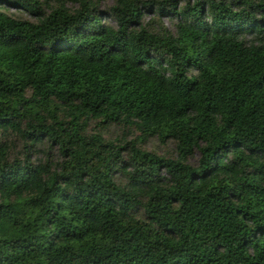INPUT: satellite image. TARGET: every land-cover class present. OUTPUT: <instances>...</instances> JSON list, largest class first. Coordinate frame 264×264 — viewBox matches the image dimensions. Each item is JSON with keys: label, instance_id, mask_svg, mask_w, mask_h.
Segmentation results:
<instances>
[{"label": "trees", "instance_id": "16d2710c", "mask_svg": "<svg viewBox=\"0 0 264 264\" xmlns=\"http://www.w3.org/2000/svg\"><path fill=\"white\" fill-rule=\"evenodd\" d=\"M97 1L0 0V264H264V0ZM89 120L138 133L109 157ZM45 142L61 174L30 162ZM128 169L139 194L117 190Z\"/></svg>", "mask_w": 264, "mask_h": 264}, {"label": "rangeland", "instance_id": "374dc122", "mask_svg": "<svg viewBox=\"0 0 264 264\" xmlns=\"http://www.w3.org/2000/svg\"><path fill=\"white\" fill-rule=\"evenodd\" d=\"M45 1L50 2V5H53L54 2H56V0H38V6L42 9L45 8L43 6ZM183 1L185 0H182L179 3H183ZM237 1L238 0H236V2ZM242 1H245V0H242ZM252 1L255 2L256 0H252ZM111 3H112L111 0H98L96 2V9L97 11H104L105 9H107V7ZM64 6L67 7L69 10H72L73 7L76 6V4L71 3L69 1H64ZM1 8L4 9V11L13 18L26 19V20L33 19L32 15L29 14L27 11L21 9L20 7L11 5L9 3L2 4ZM263 14H264V8H262L261 11L256 12L255 17L259 18L260 16H264ZM100 20L102 22L113 24V20L108 17H101ZM139 22H141L143 25H148L152 29L163 27L167 32L171 34L175 33V18L172 17L171 15L158 16L152 12H142L139 18ZM243 38L245 40H250L251 34L245 33L243 35ZM192 71L193 69H189L187 74L191 73ZM97 131L102 134V137L104 139L112 140L113 138H115L118 143L122 140L131 139L138 133L133 127H122L120 125H114L112 123L107 126H102L100 124H97L94 120H89L85 127V133L90 134V133H94ZM6 142H7L6 144L9 147L8 158L12 159L13 156L19 158L20 153H23L21 140L17 136H14L13 134L9 133V135L6 137ZM140 146L147 151L153 152L157 155H161L164 157H171L174 154V145L169 140L161 142L155 137H150V138L143 140ZM35 150L36 148H33V151H32L33 154H35ZM49 154L54 155V149L49 148ZM229 155L230 154L227 153L225 155L224 160L229 158ZM197 156H198L197 152H194L188 161L190 163H195ZM118 179H123V178L119 177L118 175H115V180L118 181Z\"/></svg>", "mask_w": 264, "mask_h": 264}, {"label": "clouds", "instance_id": "9594fccd", "mask_svg": "<svg viewBox=\"0 0 264 264\" xmlns=\"http://www.w3.org/2000/svg\"><path fill=\"white\" fill-rule=\"evenodd\" d=\"M0 103H6V101L0 100ZM109 142L114 145V149L111 150L110 152H106L105 155L111 157V156H114L115 151H118L120 148L123 147L126 141H120L119 143H117L115 138H113L111 141H108L106 139H99L98 143L95 144V149H99L101 144H107ZM28 144H29V148H31L32 142L28 141ZM59 152H60V148L56 150V153H57L56 158L50 161L49 156H48V153H49L48 142H45V144L43 145H36L35 154L31 155L30 162L32 163L33 166H36L41 163L43 164L50 163L52 165L50 172L55 171L57 174H61L59 172V169L56 168V165L64 162L63 158L59 156ZM26 155H28V153H20L19 155V159L25 164L29 163V161L26 159ZM13 158H15V156H13ZM73 159L74 157H69V160L67 161V163H72ZM121 167H122V163H121ZM100 170L103 171L102 168ZM114 170H115V167H114ZM132 171H133L132 169H128L127 171L124 172L125 178L118 179V188H117L118 191H122L123 193L139 194L140 189L129 187V180L132 178ZM91 182H92V176H89L88 178L84 179L83 184L88 185ZM50 186H51L50 183L46 185V187H50ZM69 191H72V189H69ZM43 192H44V188L41 187L39 189V193L41 194L40 195L41 200H43V195H42ZM8 202L9 201L7 199H4V197L0 195V203L7 204ZM18 203L20 204L21 207H25L27 205V202L23 199H21ZM41 207H43V205H41Z\"/></svg>", "mask_w": 264, "mask_h": 264}]
</instances>
